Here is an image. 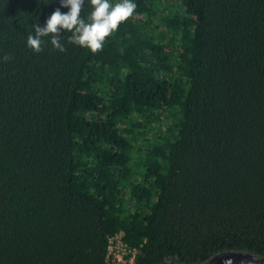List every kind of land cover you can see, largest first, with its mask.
<instances>
[{"label": "trees", "instance_id": "1", "mask_svg": "<svg viewBox=\"0 0 264 264\" xmlns=\"http://www.w3.org/2000/svg\"><path fill=\"white\" fill-rule=\"evenodd\" d=\"M133 2L93 54L27 47L59 0H0V264L264 256V0Z\"/></svg>", "mask_w": 264, "mask_h": 264}, {"label": "clouds", "instance_id": "2", "mask_svg": "<svg viewBox=\"0 0 264 264\" xmlns=\"http://www.w3.org/2000/svg\"><path fill=\"white\" fill-rule=\"evenodd\" d=\"M57 7L46 22L41 26L33 22L34 30L27 36L26 45L35 53L44 51L50 37L52 47L59 52H66L67 44L80 46L90 50L93 54L103 50L106 38L116 32L119 26L133 16L137 4L133 0H121L115 5L109 0H90L91 12L86 16L81 13L85 0H59ZM61 7L68 8L62 12ZM64 32L71 33L66 38ZM12 59L10 54H4L0 62H8ZM260 259V257H254Z\"/></svg>", "mask_w": 264, "mask_h": 264}, {"label": "water", "instance_id": "3", "mask_svg": "<svg viewBox=\"0 0 264 264\" xmlns=\"http://www.w3.org/2000/svg\"><path fill=\"white\" fill-rule=\"evenodd\" d=\"M254 257H260L255 259ZM165 264H180L170 261ZM193 264H264V256L253 254L245 250H230L218 252L207 260Z\"/></svg>", "mask_w": 264, "mask_h": 264}, {"label": "built area", "instance_id": "4", "mask_svg": "<svg viewBox=\"0 0 264 264\" xmlns=\"http://www.w3.org/2000/svg\"><path fill=\"white\" fill-rule=\"evenodd\" d=\"M116 236V235H115ZM113 238L114 237H111L110 240H109V246H108V254H107V257H108V263L109 264H113V252L111 250V243H113ZM120 246H117V248H121L122 249V252H121V255H119V252L118 254L115 255V258H116V261L117 263L122 261L124 264H132L133 262V258H134V255H135V250H130L126 247V245L121 241V238H120ZM129 254V258L128 260H122L123 256L126 257L127 255ZM110 255H112V259L110 260ZM127 262V263H126Z\"/></svg>", "mask_w": 264, "mask_h": 264}, {"label": "rangeland", "instance_id": "5", "mask_svg": "<svg viewBox=\"0 0 264 264\" xmlns=\"http://www.w3.org/2000/svg\"><path fill=\"white\" fill-rule=\"evenodd\" d=\"M168 2H171L172 4H176L178 0H168ZM120 245H121L120 244V234H118L114 236L113 243H111V250L113 252V259H114L113 264H124L122 261L117 263L116 258H115V255L118 254V252H119V255H121L122 249L117 248V246H120ZM111 256L112 255H110V260L112 259ZM128 258H129V254L126 257L123 256L122 260H125V259L128 260Z\"/></svg>", "mask_w": 264, "mask_h": 264}]
</instances>
